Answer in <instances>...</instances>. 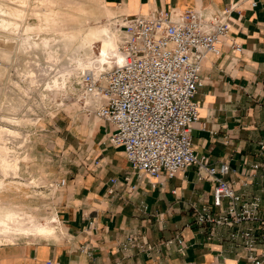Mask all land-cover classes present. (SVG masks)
Here are the masks:
<instances>
[{
    "label": "crops",
    "instance_id": "obj_1",
    "mask_svg": "<svg viewBox=\"0 0 264 264\" xmlns=\"http://www.w3.org/2000/svg\"><path fill=\"white\" fill-rule=\"evenodd\" d=\"M105 3L120 14L196 10L204 19L236 3L220 53L207 54L202 63L194 96L199 118L193 124L191 142L207 164H228V173L221 177L244 197L261 198L263 209L264 171L251 165L264 159L258 146L264 141V0ZM231 44L241 50L232 49ZM109 126L103 121L95 125L82 164L61 176L65 184L53 201L56 234H29L26 239L24 234L8 236L13 241L0 243V264H44L49 258L53 264H249L242 247L226 239L234 227L195 221L196 210L203 206L215 210L211 206L213 181L199 179L195 166L171 178L165 173L153 178L135 171L122 147L109 143ZM245 180L246 186L242 185ZM7 209L26 213L9 207L0 213ZM56 217L44 220L53 223ZM128 235L143 239L151 249L123 250L121 244ZM175 235L182 238V251L176 242L166 244ZM18 236L24 239L14 241ZM260 246L264 249V244Z\"/></svg>",
    "mask_w": 264,
    "mask_h": 264
},
{
    "label": "built area",
    "instance_id": "obj_2",
    "mask_svg": "<svg viewBox=\"0 0 264 264\" xmlns=\"http://www.w3.org/2000/svg\"><path fill=\"white\" fill-rule=\"evenodd\" d=\"M235 7L236 3L210 19L196 10L119 14L116 23L122 33V62L82 71L76 99L88 114L111 125L109 143L122 147L135 171L153 178L165 173L171 178L195 166L199 179L213 181L211 206L215 210L203 206L196 210L195 221L234 227L226 239L242 247L249 264H264L261 198L236 192L221 177L228 173V164H207L194 152L191 142L193 124L199 118L194 96L201 82L202 63L207 54L220 53V42L230 27L228 16ZM231 48L241 50L238 44H231ZM89 100L95 105L89 106ZM258 146L264 155V141ZM251 167L264 171V159ZM112 182L119 183L117 179ZM247 183L245 180L242 185ZM64 184L62 180L57 186ZM172 242L182 251L180 236L166 244ZM128 247L151 249L135 235H128L121 244L123 250ZM44 264H53V260L49 258Z\"/></svg>",
    "mask_w": 264,
    "mask_h": 264
},
{
    "label": "rangeland",
    "instance_id": "obj_3",
    "mask_svg": "<svg viewBox=\"0 0 264 264\" xmlns=\"http://www.w3.org/2000/svg\"><path fill=\"white\" fill-rule=\"evenodd\" d=\"M119 14L105 0H0V129L19 132L0 134V146L6 150L1 154L5 162L0 164V181L6 184L0 188V210L25 211L26 226L32 224V214L40 222L56 217L53 201L63 186L57 184L82 164L94 127L101 122L76 99L79 75L68 81L74 58L92 54L93 49H66L55 31L82 37L99 23L117 30ZM45 38L52 39L49 48L43 46ZM99 46L94 44L100 58ZM12 164L18 165L16 171ZM54 223L58 225L57 217ZM11 240L6 236L0 243Z\"/></svg>",
    "mask_w": 264,
    "mask_h": 264
},
{
    "label": "bare ground",
    "instance_id": "obj_4",
    "mask_svg": "<svg viewBox=\"0 0 264 264\" xmlns=\"http://www.w3.org/2000/svg\"><path fill=\"white\" fill-rule=\"evenodd\" d=\"M55 32L57 38L63 42L66 49L73 47L74 51H78L79 49L89 46L94 51L92 54H86L85 57L78 56L74 58V68L71 75H69L68 81H70L75 75H80L85 69L111 66L115 60L118 62L117 64H120L123 60V55L119 49L122 41V33L119 29L113 30L110 23H99L94 27L89 28L82 37H77L76 33L69 31L56 30ZM51 42L52 39L45 38L42 43L44 47L49 48ZM96 42L100 43L98 49L100 58L95 54L94 44ZM92 101L93 100L87 101V104L91 106L90 102ZM0 134L17 135L19 132L12 127H7L5 129H0ZM3 152H6V150L0 146V164L5 162L4 158L1 156ZM12 166L14 171L18 169L17 164H12ZM3 168H7V165H3ZM5 184L6 183L3 181H0V188L5 187ZM25 217L26 216H24L23 213L18 211L8 209L2 211L0 213V235L1 233H10L2 234L4 236H13L16 234H42L44 236H54L56 234V227L52 222H48V220L40 222L36 215H31L29 217H31L30 220H32V224L26 226L24 224L26 220ZM48 223H50L51 226H48ZM2 240L4 241V239L0 237V242H2Z\"/></svg>",
    "mask_w": 264,
    "mask_h": 264
}]
</instances>
